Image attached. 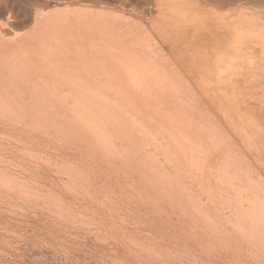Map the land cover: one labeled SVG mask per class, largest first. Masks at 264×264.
<instances>
[{
	"label": "bare ground",
	"instance_id": "1",
	"mask_svg": "<svg viewBox=\"0 0 264 264\" xmlns=\"http://www.w3.org/2000/svg\"><path fill=\"white\" fill-rule=\"evenodd\" d=\"M30 1L0 0V201L109 214L85 264H264V0Z\"/></svg>",
	"mask_w": 264,
	"mask_h": 264
},
{
	"label": "rangeland",
	"instance_id": "2",
	"mask_svg": "<svg viewBox=\"0 0 264 264\" xmlns=\"http://www.w3.org/2000/svg\"><path fill=\"white\" fill-rule=\"evenodd\" d=\"M35 1V0H34ZM50 1V0H49ZM51 1H53V2H51V4H50V6H45V5H47V4H45V3H43V4H45V5H43L44 6V8H47L46 10H44V11H47V12H51V11H53L54 10V12H55V10H58V11H56V12H59V11H62V10H64L65 8H67V6H68V4L69 5H71V6H73V8L74 7H76L78 4H80V6H85V8L87 7V8H89V7H92V8H94L95 10L97 9V10H108V12H109V10H110V14H112V12H113V14H117L118 15V13H119V15L121 14V15H123L124 14V16H125V14H126V16L127 15H129V13L131 14L132 12H134V15H136L135 14V10H133V6L131 5V4H129V5H131V7H129V5H128V3L129 2H126V4L125 5H123V6H126V5H128L125 9L118 3L117 4V2H114V1H111V0H102V2H97V1H95V0H93V1H91V0H83V2L85 1V3H83V2H81L80 0H78V1H76V0H51ZM73 1V2H72ZM75 1V2H74ZM80 1V2H79ZM87 1V2H86ZM89 1H91V2H89ZM143 2H142V4L140 5H137V6H141L140 7V10L142 9H144V8H149V6H150V8H149V10H147V11H145V12H142V10L140 11V12H142L143 14H145V17L147 18V20L145 19V17H144V15H143V17H144V20L145 21H147L146 23H149L150 24V22L152 21V23L154 22V20L157 18V16H158V13H157V11H156V8H154L153 6H152V4H149V6H147L146 5V3L147 2H150V0H146L147 2L145 3L144 1L145 0H142ZM242 1H244V0H242ZM39 2H41V0L39 1ZM69 2V3H68ZM89 2V3H88ZM106 2V3H105ZM30 6L33 4V6L35 5V7H36V9H35V7H34V9L33 8H31L33 11H36L37 9H39L38 8V4H40L41 6H42V4L41 3H38L37 1H35V4H34V2L31 0L30 1ZM37 3V4H36ZM76 3V4H75ZM78 3V4H77ZM143 3H144V8H142L143 7ZM234 4H235V6H234ZM92 5V6H91ZM250 6L252 5H255V4H249ZM43 6H42V8H43ZM56 6V7H55ZM70 6V7H71ZM151 6L153 7L152 8V10H151ZM234 6V7H233ZM236 6L237 7H240L241 6V4L240 5H237V3L236 2H234L233 3V5H232V7L233 8H236ZM50 7H53L52 9L50 8ZM69 7V8H70ZM79 7V6H78ZM100 7H103V8H100ZM121 7V8H120ZM41 8V7H40ZM41 8V9H42ZM50 8V9H49ZM146 8V9H147ZM40 9V10H41ZM49 9V10H48ZM68 9V8H67ZM91 9V8H90ZM93 9V10H94ZM120 9V10H119ZM115 11V13H114V11ZM139 10V9H138ZM118 11V12H117ZM107 12V11H106ZM107 12V13H108ZM117 12V13H116ZM122 12V13H121ZM125 12V13H124ZM133 14V13H132ZM120 15V16H121ZM0 20H1V18H0ZM28 28H29V26H28ZM28 28H26L25 30H28ZM24 31V30H23ZM39 167V169L38 170H40V172L39 171H37V173H38V176H39V173H45V172H43V170L44 169H41V168H45L44 167V165L43 166H38ZM37 167V168H38ZM41 167V168H40ZM47 168V167H46ZM34 169H36V168H34ZM37 170V169H36ZM36 170H35V172H36ZM42 170V171H41ZM34 171V170H33ZM32 171V172H33ZM46 171V173L48 174V172H47V170H45ZM54 171V170H53ZM52 171V173L50 172V175H51V177L53 176L54 177V172ZM31 172V173H32ZM35 172H33V173H35ZM37 173H35L36 175H37ZM45 173V174H46ZM42 175V174H41ZM38 176H36V178H38ZM39 178H42V176L40 177L39 176ZM39 180H40V182H39ZM37 184L39 185L40 183H41V179H37ZM38 185H37V187H38ZM38 189V188H37ZM57 197V196H56ZM58 198H59V196H58ZM53 199H54V197H53ZM52 199V200H53ZM60 199V198H59ZM59 199H54V201H56V200H59ZM16 199H13L12 200V202H5V203H7V204H5L4 202H1L0 201V207L2 206V209H4V210H6V209H8V210H6V213L7 212H9V213H7V214H3V217L0 219V223H1V225H0V229H1V231H0V249H3V250H0V256L2 257H0V264H6V263H8V264H85L84 262H85V257H84V253H82V252H80V251H78V250H76V249H74L73 248V246H74V243H73V240H70V239H73V238H77L76 237V234L77 235H79L80 237L81 236H83V235H86L87 234V232H88V230H89V232H88V234H91V233H93L94 231L96 232V230L98 231V230H102L103 229V224H101L103 221H98V220H104V217L107 219V217H108V215H106L105 216V214L104 213H102L103 215V219H101V217H100V213L101 212H99V210H98V212L96 211V213H97V215H98V213H99V216H97V215H93L95 218H93V217H89L90 219H91V221L89 222V221H86V222H88V224H92V225H88L87 223H83V225H81L82 224V222L83 221H85L86 219L83 217V214H82V216H81V218L79 219V216H80V214L79 213H75L74 215L75 216H77L78 215V218L77 217H74V215H72V216H70V218L71 219H73L74 218V220H72V221H74L76 224H80L79 226H76V225H74V227H72L73 225V223L74 222H72L71 221V219L69 218V220L68 219H66V217L64 216V217H62L63 219H65V220H62V218L60 219V216L57 214V216L55 215H53V212H52V214H47V213H45V214H41V215H38L39 216V218L38 219H36V218H34V212H33V210H31V208H29V209H27L28 211H26L27 212V215H26V212H25V210H23L24 212H25V216H23L21 213L22 212H20L21 211V208H19V206L17 205V203H16V201H15ZM26 201V200H25ZM27 201H30V200H27ZM26 201V203H32V202H27ZM32 201H35V200H32ZM53 201V203H56V202H54ZM17 202H21V201H17ZM36 202V201H35ZM41 202V201H40ZM2 203H4V204H2ZM42 203V202H41ZM50 203V205L52 206V201H50L49 202ZM49 203H48V205H49ZM9 204H11V205H9ZM14 204V205H13ZM37 204H39V203H37ZM7 205V206H6ZM33 205H36V204H33ZM54 205V204H53ZM3 206H5L4 208H3ZM12 206H13V208H12ZM14 206L16 207L15 209H14ZM32 206V205H31ZM8 207V208H7ZM20 209V211H19V213H18V210ZM13 212H12V211ZM17 210V214H16V211ZM32 211V213H33V216H32V214H30L31 213V211ZM114 211V212H113ZM11 212V213H10ZM14 212H15V214H14ZM30 212V213H29ZM117 211H115V210H112V215H114V213H116ZM1 214H2V212H0ZM12 213H13V215H12ZM24 214V213H23ZM40 214V213H39ZM5 215V216H4ZM7 215H9V216H7ZM11 215H12V217H11ZM15 215V216H14ZM22 215V216H21ZM7 216V217H6ZM31 216V217H30ZM46 216H50L49 218L48 217H46ZM97 216V217H96ZM23 217H25V218H23ZM28 217H30V219L28 218ZM52 217H56V219L54 218V220H55V222L56 221H58V222H61V224L64 226H62L61 224L60 225H58L59 227H56V229H55V227H54V229H53V227L51 226L52 224V221H53V218ZM57 217H59V219L57 218ZM73 217V218H72ZM86 217V216H85ZM99 217V218H98ZM109 217H111V216H109ZM109 217H108V220H109ZM7 218V219H6ZM29 220H28V219ZM45 218V219H44ZM46 218H48V219H46ZM50 218H51V223H50V221H48V220H50ZM76 218L78 219V220H76ZM87 218V220H88V217H86ZM98 220H97V219ZM8 219H10V220H8ZM21 221H20V220ZM26 219V220H25ZM35 219V220H34ZM41 219V220H40ZM83 219V220H82ZM95 221H94V220ZM7 222H6V221ZM17 220V221H16ZM34 220V221H33ZM49 222V224H48V222ZM61 220V221H60ZM66 220H68V221H66ZM76 220V221H75ZM79 220L81 221L80 223H77V222H79ZM2 221V222H1ZM12 221V223H10ZM20 221V222H19ZM23 221V222H22ZM36 221V222H35ZM64 221V222H63ZM67 223H66V222ZM70 221H71V225H70ZM98 223H97V222ZM22 222V223H21ZM42 222H44V223H42ZM46 222V223H45ZM91 222H94V223H96V224H94V223H91ZM101 222V223H100ZM8 225H7V224ZM15 223V224H14ZM26 223H28V224H26ZM33 225H32V224ZM35 223V224H34ZM41 223V224H40ZM65 223H66V225H65ZM101 225H100V224ZM12 226H11V225ZM22 224V225H21ZM45 224V225H44ZM48 224V225H47ZM69 224V225H68ZM10 225V226H9ZM31 225V226H30ZM47 225V226H46ZM56 225V224H55ZM54 224H53V226H55ZM85 225V226H84ZM86 225H88V227L90 228H88ZM95 225H99V226H101L99 229L98 228H94V227H96ZM8 228H7V227ZM19 227V228H17V227ZM23 226H24V228H23ZM28 226V227H27ZM35 226H37V227H35ZM49 226V227H48ZM57 226V225H56ZM65 226H69V227H71V228H66ZM82 226H84V227H82ZM91 226L94 228H91ZM12 227H14V228H12ZM23 229H22V228ZM34 227V228H33ZM39 227H40V229H39ZM79 227V229H76V228H78ZM87 227V229H85ZM3 228V229H2ZM6 228V229H5ZM10 228V229H9ZM12 228V229H11ZM15 228H17L16 230H15ZM28 228V229H27ZM36 228V229H35ZM47 228H48V230H47ZM59 230H58V229ZM60 228H61V230H60ZM62 228H64V230L62 229ZM73 228H75L74 230H73ZM83 228V229H82ZM23 230V232H22V230ZM33 229V230H32ZM66 229V230H65ZM69 229V230H68ZM72 230V232H71V230ZM96 229V230H95ZM13 230V231H12ZM18 230V231H17ZM22 232H20V231ZM27 232H26V231ZM46 230V231H45ZM50 230V231H49ZM56 230V231H55ZM79 230H81V231H79ZM84 230H87L86 231V233L84 232L83 233V231ZM94 230V231H93ZM7 231V232H6ZM12 233H11V232ZM16 231V232H15ZM39 231V232H38ZM40 231H41V233H40ZM53 231V232H52ZM65 231H67V232H65ZM70 233H69V232ZM75 231V232H74ZM92 231V232H91ZM18 232L19 233H21V234H18ZM30 232V235L28 234ZM62 234H60V233ZM82 232V233H81ZM91 232V233H90ZM95 232H94V234H91V235H95ZM46 233H48V234H46ZM55 233V234H54ZM65 233V234H64ZM4 234V235H3ZM12 234H14V235H12ZM40 234V235H39ZM44 234H46V235H44ZM52 234V235H51ZM69 234V235H68ZM71 234V235H70ZM8 235V236H7ZM17 237H16V236ZM21 237H20V236ZM65 236V237H62L61 238V236ZM66 235H67V237H66ZM5 236V237H4ZM24 236V239L22 238ZM50 236H52V237H50ZM55 236V237H54ZM70 236L72 237V238H70ZM7 237V238H6ZM10 237H11V239H10ZM19 237V238H18ZM50 237V238H49ZM54 237V239H52ZM57 237V238H56ZM60 237V238H59ZM37 238H38V240H37ZM41 238V239H40ZM56 238V239H55ZM59 238V239H58ZM69 238V239H68ZM18 239V240H17ZM43 239V240H42ZM46 241H45V240ZM74 239V240H75ZM3 240H5L4 242L5 243H3ZM7 240V241H6ZM22 240V241H21ZM41 240H42V242H41ZM47 240H48V242H47ZM52 240H54V241H52ZM58 240V241H57ZM61 240L63 241L62 243H61ZM68 240H70L71 241V244L73 245H66V244H70V243H65V242H70V241H68ZM2 241V242H1ZM10 241V242H9ZM19 241V242H18ZM51 241V242H50ZM32 242V243H31ZM36 242V243H35ZM44 242V243H43ZM61 243V246H60V243ZM2 243V244H1ZM7 243H10V246H9V244L7 245ZM21 243V244H20ZM37 243H39V244H37ZM43 243V244H42ZM46 243V244H45ZM58 243V244H57ZM65 243V244H64ZM6 244V245H5ZM17 244V245H16ZM19 244V245H18ZM50 244H51V246H50ZM54 244H57V245H54ZM93 245V243L90 241L89 243H88V245ZM23 245V246H22ZM25 245V246H24ZM35 245H38V246H36L35 247ZM53 245V246H52ZM4 246V247H3ZM7 246V247H6ZM9 246V247H8ZM15 248H14V247ZM20 246V247H19ZM43 246V247H42ZM45 246V247H44ZM47 246V247H46ZM49 246H50V249H49ZM64 246H68L67 248L66 247H64ZM72 246V247H71ZM28 247V248H27ZM38 247V248H37ZM41 247V248H40ZM53 247V248H52ZM62 247H63V249H62ZM71 249H70V248ZM12 248V249H11ZM56 248V249H55ZM19 249V250H18ZM26 249H28L27 251H26ZM30 249V250H29ZM42 249V250H41ZM52 249V250H51ZM55 249V250H54ZM58 249V250H57ZM63 251H62V250ZM65 249V250H64ZM9 250V251H8ZM74 250H76V251H74ZM93 250V252L92 253H95V251H97V250H95V248H93L92 249ZM3 251V252H2ZM7 251V254L5 253ZM13 251V252H12ZM17 251V252H16ZM24 251V252H23ZM32 251V252H31ZM37 251V252H36ZM59 253H58V252ZM61 251V252H60ZM67 251V252H66ZM72 251V252H71ZM2 252V253H1ZM9 252H11V253H9ZM31 252V253H30ZM48 252H49V254H48ZM54 254H53V253ZM41 253V254H40ZM62 253V254H61ZM69 253H71V254H69ZM8 254H11L12 255V257H11V255H9L8 256ZM15 254V255H14ZM76 254V255H75ZM6 255V256H5ZM19 255V256H18ZM54 255V256H53ZM64 255H66V256H64ZM73 255V256H72ZM17 256V257H16ZM40 256V257H39ZM5 257V258H4ZM22 258V260L21 259H19V258ZM64 257V258H63ZM42 258V259H41ZM66 258V259H65ZM69 258V259H68ZM78 258H79V260H78ZM81 258V259H80ZM180 258H182V257H180ZM179 258V259H180ZM9 259V260H8ZM58 259V260H57ZM70 259H71V261H70ZM183 259V258H182ZM3 260V261H2ZM11 260V261H10ZM32 260V261H31ZM45 260V261H44ZM57 260V261H56ZM63 260V261H62ZM66 260V261H65ZM72 260H73V262H72ZM74 260H77V261H74ZM144 260V259H143ZM8 261V262H7ZM15 261V262H14ZM52 261V262H51ZM1 262H3V263H1ZM17 262V263H16ZM22 262V263H21ZM54 262V263H53ZM58 262V263H57ZM65 262V263H64ZM164 262V261H163Z\"/></svg>",
	"mask_w": 264,
	"mask_h": 264
}]
</instances>
